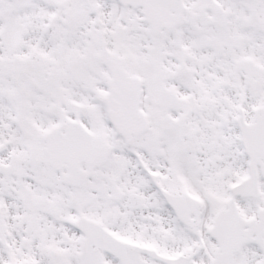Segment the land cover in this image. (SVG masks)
Returning a JSON list of instances; mask_svg holds the SVG:
<instances>
[{"label":"snow or ice","instance_id":"1","mask_svg":"<svg viewBox=\"0 0 264 264\" xmlns=\"http://www.w3.org/2000/svg\"><path fill=\"white\" fill-rule=\"evenodd\" d=\"M0 264H264V0H0Z\"/></svg>","mask_w":264,"mask_h":264}]
</instances>
